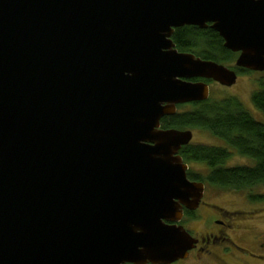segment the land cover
<instances>
[{
    "label": "water",
    "instance_id": "obj_1",
    "mask_svg": "<svg viewBox=\"0 0 264 264\" xmlns=\"http://www.w3.org/2000/svg\"><path fill=\"white\" fill-rule=\"evenodd\" d=\"M183 25L264 71V0H0V264L187 257L204 186L160 119L237 72L178 51Z\"/></svg>",
    "mask_w": 264,
    "mask_h": 264
},
{
    "label": "trees",
    "instance_id": "obj_2",
    "mask_svg": "<svg viewBox=\"0 0 264 264\" xmlns=\"http://www.w3.org/2000/svg\"><path fill=\"white\" fill-rule=\"evenodd\" d=\"M171 39L177 50L191 52L201 59L230 66L236 58V53L225 48L222 38L209 26L176 27ZM232 68L237 73L249 71L244 68ZM250 101L258 114L264 118V76L258 78L257 88L251 93ZM189 105L191 107L188 110L163 116L160 119L161 127L201 129L221 144L188 143L180 147L178 153L184 162L203 163L207 169L204 176L188 170V178L204 180L223 189L247 190L251 199H262L263 195H252L251 191L256 186L264 188V120L255 118L233 96L219 99L208 97ZM234 154L246 157L252 163L226 165V160Z\"/></svg>",
    "mask_w": 264,
    "mask_h": 264
},
{
    "label": "rangeland",
    "instance_id": "obj_3",
    "mask_svg": "<svg viewBox=\"0 0 264 264\" xmlns=\"http://www.w3.org/2000/svg\"><path fill=\"white\" fill-rule=\"evenodd\" d=\"M232 65L233 63H230V66ZM263 76L264 71L238 72L235 82L229 86L209 82V98L219 99L225 96H233L239 100L255 118L264 120L252 106L250 101L251 93L257 88L258 78H262ZM190 107L191 105L185 104L177 107V111L188 110ZM190 130L192 132L191 144H221L219 140L211 136L207 131L197 128H192ZM186 163L188 165V170L193 173L204 176L207 172L206 166L203 163L193 161H187ZM251 163V160L246 157L235 154L231 155L225 162L226 165ZM204 183V200L211 203L210 206L213 208L219 206L222 208V211H231V213L225 217L230 227L226 229L221 226L220 228L225 232V239L208 247L210 252L218 255V259L215 258V256L206 254V251L199 253L193 252L188 258L176 264H243L240 260L248 261L249 264H264V261H255L249 256V252L257 253L259 248L258 244L264 242V197L260 200H253L250 197L251 194H249L247 190L238 191L223 189L210 185L206 181ZM251 193L252 195L257 194L264 196V188L256 186L252 189ZM200 213L201 212H198V214ZM207 213L210 214L211 211L209 210ZM184 225L197 235L209 229L208 226L211 227V224H208L205 218L185 220ZM225 246H227V248H225Z\"/></svg>",
    "mask_w": 264,
    "mask_h": 264
},
{
    "label": "flooded vegetation",
    "instance_id": "obj_4",
    "mask_svg": "<svg viewBox=\"0 0 264 264\" xmlns=\"http://www.w3.org/2000/svg\"><path fill=\"white\" fill-rule=\"evenodd\" d=\"M236 56H237V53H236ZM191 80L196 81V80H201V78H195V79H191ZM202 80H204L207 83V85L209 84V82L217 83L216 81H213L211 79H202ZM208 96H209V88H208ZM192 102H197V101H192ZM189 103H191V102L178 104L176 106V111H177V107L185 105V104H189ZM159 128L160 129H167V128H162L161 123H160ZM178 152H179V150H178ZM197 181H200V180H197ZM202 182H203L204 188H205V183H204V181H202ZM204 188H203L202 197H201L197 207L194 209H191V210L183 208V215H182L181 220L179 221V223L182 224V226L191 234V236L196 238L198 241H197L195 247L188 251L187 257L182 258V259H178V260L171 262L169 264L179 263V262L185 260L186 258H188L190 256V254L193 252L199 253V252L206 251V254H210L212 256H215V258L218 259V255H216L213 252H210L208 247H210L211 245L217 244L220 241L225 239V232L220 227L223 226L226 229L230 227V224L225 217H227L228 214L231 213V211H228V210L222 211V208L219 206H215L214 208L212 206H210L211 203L206 202L203 198L204 193H205ZM209 210L211 211L210 214L207 213V212H209ZM198 212H201V213L198 214ZM196 218L207 219V223L211 224V227L208 226L209 229L205 230V232L201 233L200 235L194 234V232H191L187 227H185L184 224H185V220L186 221L187 220H195ZM258 247H259L258 252L257 253L249 252V256L252 260L261 262V261H264V242L259 243ZM225 248H227V246H225ZM240 262L243 264H249L248 261H245V260H242V261L240 260ZM223 263H225V262H223ZM148 264H151V263H148Z\"/></svg>",
    "mask_w": 264,
    "mask_h": 264
}]
</instances>
